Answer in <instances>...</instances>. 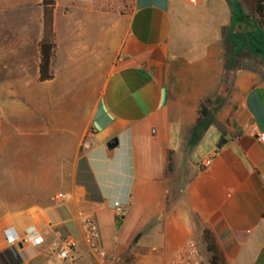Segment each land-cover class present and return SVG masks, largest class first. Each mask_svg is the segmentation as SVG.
I'll use <instances>...</instances> for the list:
<instances>
[{
    "label": "crops",
    "instance_id": "crops-1",
    "mask_svg": "<svg viewBox=\"0 0 264 264\" xmlns=\"http://www.w3.org/2000/svg\"><path fill=\"white\" fill-rule=\"evenodd\" d=\"M42 1L0 0V264H164L189 239L210 264L205 229L225 264H264L252 1L53 0L44 80ZM30 227L38 245L23 241Z\"/></svg>",
    "mask_w": 264,
    "mask_h": 264
},
{
    "label": "built area",
    "instance_id": "built-area-1",
    "mask_svg": "<svg viewBox=\"0 0 264 264\" xmlns=\"http://www.w3.org/2000/svg\"><path fill=\"white\" fill-rule=\"evenodd\" d=\"M195 2L197 0H190ZM257 139L260 143L264 145V132H258ZM113 208L115 210L117 217H124L127 210L124 205L119 202L113 203ZM6 242L8 244H15L18 240L17 237L11 230H6L4 232ZM86 240L92 253L96 254L99 258L106 261L108 255L100 244L99 232L94 221H90L86 227ZM25 242H29L33 245H38L41 243L42 238L39 232L30 227L23 239ZM75 242L73 240L65 241L58 250V257L62 262H68L71 259V255L75 249ZM200 260V252L197 243L193 239L187 240L175 253L169 258L164 264H198Z\"/></svg>",
    "mask_w": 264,
    "mask_h": 264
},
{
    "label": "trees",
    "instance_id": "trees-1",
    "mask_svg": "<svg viewBox=\"0 0 264 264\" xmlns=\"http://www.w3.org/2000/svg\"><path fill=\"white\" fill-rule=\"evenodd\" d=\"M252 12L256 16V21L259 28H264V0H251ZM53 0H43L41 2L43 8V34L39 43V50L41 55L40 61V79L51 78L50 63L54 54L55 44L53 42L52 29V8ZM207 102L200 104L199 114L200 118L207 114ZM203 240L206 242V249L211 253L210 264H225L221 259L214 238L211 232L207 229L203 231Z\"/></svg>",
    "mask_w": 264,
    "mask_h": 264
},
{
    "label": "water",
    "instance_id": "water-1",
    "mask_svg": "<svg viewBox=\"0 0 264 264\" xmlns=\"http://www.w3.org/2000/svg\"><path fill=\"white\" fill-rule=\"evenodd\" d=\"M116 144H117V140L116 139H112V140H110L108 142L107 146H108V148H113L114 146H116ZM21 246H22L21 243L18 244V247H21Z\"/></svg>",
    "mask_w": 264,
    "mask_h": 264
},
{
    "label": "rangeland",
    "instance_id": "rangeland-1",
    "mask_svg": "<svg viewBox=\"0 0 264 264\" xmlns=\"http://www.w3.org/2000/svg\"><path fill=\"white\" fill-rule=\"evenodd\" d=\"M199 264H208V261H207L205 258H203V259L200 261Z\"/></svg>",
    "mask_w": 264,
    "mask_h": 264
}]
</instances>
